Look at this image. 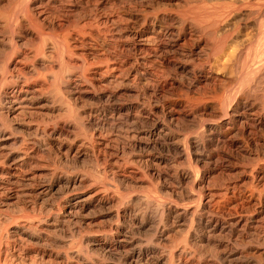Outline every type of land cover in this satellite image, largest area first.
I'll use <instances>...</instances> for the list:
<instances>
[{
    "label": "bare ground",
    "instance_id": "1",
    "mask_svg": "<svg viewBox=\"0 0 264 264\" xmlns=\"http://www.w3.org/2000/svg\"><path fill=\"white\" fill-rule=\"evenodd\" d=\"M0 264H264V0H0Z\"/></svg>",
    "mask_w": 264,
    "mask_h": 264
},
{
    "label": "rangeland",
    "instance_id": "2",
    "mask_svg": "<svg viewBox=\"0 0 264 264\" xmlns=\"http://www.w3.org/2000/svg\"><path fill=\"white\" fill-rule=\"evenodd\" d=\"M244 14H245V13L241 14L242 16L240 15L241 17L239 16L234 22H237V20H239L238 22L241 23V24H243L244 21H241V20H244V19H242V17L244 18ZM248 33H250L251 35L253 34L254 37H255V39L257 40V37H258V36H257L256 32H252V31L250 30V32L248 31Z\"/></svg>",
    "mask_w": 264,
    "mask_h": 264
}]
</instances>
